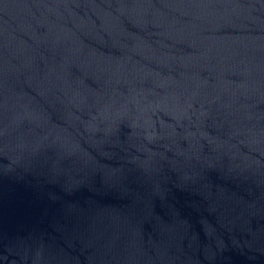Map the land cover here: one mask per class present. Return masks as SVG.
I'll return each mask as SVG.
<instances>
[{
    "label": "water",
    "instance_id": "water-1",
    "mask_svg": "<svg viewBox=\"0 0 264 264\" xmlns=\"http://www.w3.org/2000/svg\"><path fill=\"white\" fill-rule=\"evenodd\" d=\"M0 264H264V0H0Z\"/></svg>",
    "mask_w": 264,
    "mask_h": 264
}]
</instances>
